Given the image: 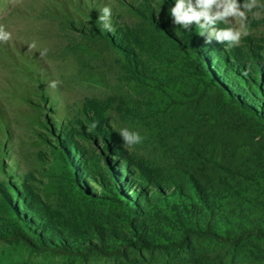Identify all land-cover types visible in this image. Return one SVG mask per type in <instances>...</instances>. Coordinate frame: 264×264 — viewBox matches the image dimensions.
Masks as SVG:
<instances>
[{
  "label": "rangeland",
  "instance_id": "374dc122",
  "mask_svg": "<svg viewBox=\"0 0 264 264\" xmlns=\"http://www.w3.org/2000/svg\"><path fill=\"white\" fill-rule=\"evenodd\" d=\"M174 3L0 0L12 33L0 42V264H184L187 254L127 248L131 212L193 194L195 180L220 192L231 170L256 165L264 141L195 101L192 67L209 64L237 95L248 76L264 84V12L230 48L174 26ZM103 7L113 32L97 21ZM124 127L143 143L126 149ZM44 239L69 249L38 248Z\"/></svg>",
  "mask_w": 264,
  "mask_h": 264
},
{
  "label": "trees",
  "instance_id": "16d2710c",
  "mask_svg": "<svg viewBox=\"0 0 264 264\" xmlns=\"http://www.w3.org/2000/svg\"><path fill=\"white\" fill-rule=\"evenodd\" d=\"M192 68L195 101L207 100L211 114L247 125L264 141V84L260 79L248 76L238 97L216 78L209 64L198 61ZM222 184L220 192H212L195 180L193 194L179 189L134 209L131 218H135L137 231L131 239L124 238V244L130 249L173 253L174 259L187 254L181 261L184 264H264V149L255 166L231 170ZM36 244L60 253L69 249L45 239ZM91 246L94 252L97 246Z\"/></svg>",
  "mask_w": 264,
  "mask_h": 264
},
{
  "label": "clouds",
  "instance_id": "9594fccd",
  "mask_svg": "<svg viewBox=\"0 0 264 264\" xmlns=\"http://www.w3.org/2000/svg\"><path fill=\"white\" fill-rule=\"evenodd\" d=\"M260 10V11H258ZM261 12H264V3L261 0H175L174 7L170 9V17L174 26L182 28L186 32L191 31L193 24L200 30L199 35L205 38V44L216 41L220 44H227L228 47H238L243 38L252 34L248 23V15L259 19ZM98 23L103 29L113 32L112 10L110 7H103L100 11ZM238 26H232L233 24ZM229 25L219 28L217 25ZM12 38V33L6 30V25L0 23V42L7 43ZM29 50L36 49L37 43L33 41L28 46ZM45 48L40 52L43 57L47 54ZM57 81H52L50 87L55 88ZM99 126L98 121H93L87 126V132H93ZM120 136L123 146L133 150L135 146L143 143L144 137L137 131H130L127 127L121 128Z\"/></svg>",
  "mask_w": 264,
  "mask_h": 264
}]
</instances>
